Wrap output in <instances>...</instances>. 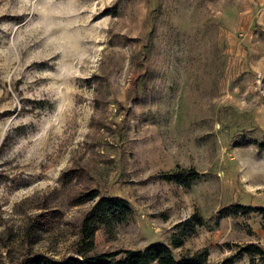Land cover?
Wrapping results in <instances>:
<instances>
[{
    "label": "rangeland",
    "instance_id": "1",
    "mask_svg": "<svg viewBox=\"0 0 264 264\" xmlns=\"http://www.w3.org/2000/svg\"><path fill=\"white\" fill-rule=\"evenodd\" d=\"M259 144L264 0H0V264L79 260L89 192L130 214L87 256L264 252Z\"/></svg>",
    "mask_w": 264,
    "mask_h": 264
},
{
    "label": "trees",
    "instance_id": "2",
    "mask_svg": "<svg viewBox=\"0 0 264 264\" xmlns=\"http://www.w3.org/2000/svg\"><path fill=\"white\" fill-rule=\"evenodd\" d=\"M258 148L264 149V144H259ZM171 180L178 182L175 175ZM92 202L90 209L83 215L78 231L75 254L80 258H66L61 263H52L41 258L33 264H205L207 250L202 249L191 255L182 256L177 261L172 257L169 247L162 243H153L142 250L122 251L111 254H97L87 256L93 249V238L95 232L100 228H110L113 225L123 223L130 214V207L126 201L119 198L98 197L96 192H89L81 195L75 200V204ZM230 214H246L249 212L259 213L264 221V209L250 208L239 205H232ZM171 246L179 248L181 241L179 238L171 237ZM248 257V264L259 262L264 264V252L255 244H245L237 248L234 254L224 259L220 264H233L240 256Z\"/></svg>",
    "mask_w": 264,
    "mask_h": 264
}]
</instances>
